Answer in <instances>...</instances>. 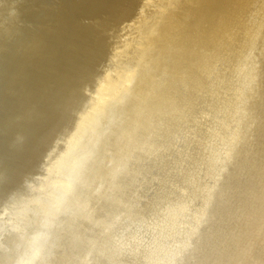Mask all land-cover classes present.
Returning a JSON list of instances; mask_svg holds the SVG:
<instances>
[{"label":"bare ground","instance_id":"bare-ground-1","mask_svg":"<svg viewBox=\"0 0 264 264\" xmlns=\"http://www.w3.org/2000/svg\"><path fill=\"white\" fill-rule=\"evenodd\" d=\"M88 261L264 264V0H0V264Z\"/></svg>","mask_w":264,"mask_h":264},{"label":"rangeland","instance_id":"rangeland-1","mask_svg":"<svg viewBox=\"0 0 264 264\" xmlns=\"http://www.w3.org/2000/svg\"><path fill=\"white\" fill-rule=\"evenodd\" d=\"M91 254H92V252H91ZM90 258H91V257H90ZM88 264H90L89 261H88Z\"/></svg>","mask_w":264,"mask_h":264}]
</instances>
